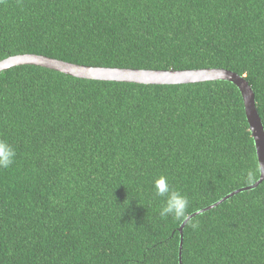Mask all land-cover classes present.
Masks as SVG:
<instances>
[{
    "label": "trees",
    "instance_id": "obj_1",
    "mask_svg": "<svg viewBox=\"0 0 264 264\" xmlns=\"http://www.w3.org/2000/svg\"><path fill=\"white\" fill-rule=\"evenodd\" d=\"M21 53L225 68L252 87L264 127V0H0V60ZM0 139L17 153L0 169V264H180L182 221L160 218L154 179L189 197L188 216L259 177L228 80L143 84L15 65L0 72ZM181 264H264V180L186 222Z\"/></svg>",
    "mask_w": 264,
    "mask_h": 264
},
{
    "label": "water",
    "instance_id": "obj_2",
    "mask_svg": "<svg viewBox=\"0 0 264 264\" xmlns=\"http://www.w3.org/2000/svg\"><path fill=\"white\" fill-rule=\"evenodd\" d=\"M34 64L53 69L80 78L136 82L143 84H180L205 80H228L239 89L244 106V112L253 138L256 157L259 166V177L252 184L235 189L218 201L192 212L187 220L179 226V263L181 264V248L183 228L194 215L219 204L226 198L242 190L251 189L264 180V127L256 109L254 92L243 75L225 68L205 67L194 69H149L84 65L48 57L41 54L21 53L5 57L0 60V72L15 65Z\"/></svg>",
    "mask_w": 264,
    "mask_h": 264
},
{
    "label": "clouds",
    "instance_id": "obj_3",
    "mask_svg": "<svg viewBox=\"0 0 264 264\" xmlns=\"http://www.w3.org/2000/svg\"><path fill=\"white\" fill-rule=\"evenodd\" d=\"M16 154V149L13 145L6 140L0 139V169H8L14 163ZM247 179L249 182H253L255 180L254 173L249 172ZM153 187L155 195L164 198V203L159 210L161 219L168 217L179 221L188 219L187 209L190 203L189 197L181 191L171 188L167 176L163 174L157 176L153 181ZM191 226L195 228L197 225L192 223Z\"/></svg>",
    "mask_w": 264,
    "mask_h": 264
}]
</instances>
